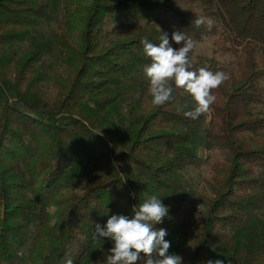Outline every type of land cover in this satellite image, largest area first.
<instances>
[{
  "label": "trees",
  "instance_id": "trees-1",
  "mask_svg": "<svg viewBox=\"0 0 264 264\" xmlns=\"http://www.w3.org/2000/svg\"><path fill=\"white\" fill-rule=\"evenodd\" d=\"M79 1L0 0V264H103L113 242L94 240L95 224L132 218L152 195L169 207L155 228L183 264H264V0ZM175 30L196 44L216 35L235 58L189 53L190 70L229 77L196 120L175 85L153 106L142 74L141 40L158 44L162 31L179 48ZM203 131L220 171L202 193L174 197L200 164L191 142Z\"/></svg>",
  "mask_w": 264,
  "mask_h": 264
},
{
  "label": "clouds",
  "instance_id": "clouds-1",
  "mask_svg": "<svg viewBox=\"0 0 264 264\" xmlns=\"http://www.w3.org/2000/svg\"><path fill=\"white\" fill-rule=\"evenodd\" d=\"M197 28L205 26L209 31L215 24L211 17L198 16L193 21ZM159 43H152L147 38L141 40L144 54L150 63L143 68L148 81V91L152 97L153 106H163L172 99L176 88L183 89L192 99L191 110L185 111L186 118L198 119L210 111L216 101L213 90L218 88L229 77L223 71H210L201 67L192 71L189 53L196 47V41L186 33L175 30L171 40L179 48H174L167 33L160 31ZM185 108L189 105L185 103ZM84 181L76 191H82ZM198 211L203 205H198ZM132 218L124 215H111L105 225L95 224L94 240H109L113 242L107 251L103 264H136L143 253L147 258L144 264H183L180 255L169 253L170 242L165 239L166 229H156L168 217L169 207L162 203L161 198L152 195L132 209ZM155 256V259L153 258ZM66 264H73L71 259ZM207 264H224L223 260L209 259Z\"/></svg>",
  "mask_w": 264,
  "mask_h": 264
},
{
  "label": "rangeland",
  "instance_id": "rangeland-1",
  "mask_svg": "<svg viewBox=\"0 0 264 264\" xmlns=\"http://www.w3.org/2000/svg\"><path fill=\"white\" fill-rule=\"evenodd\" d=\"M82 5H86L88 0H80ZM50 23V21L45 22ZM43 32H47V29ZM216 35H210L204 37L202 41L196 44L194 54L202 55L203 57L212 58L216 62L230 66L235 62V58L232 54H222L216 47ZM232 63V64H231ZM144 75V72H142ZM145 77V76H144ZM209 117L206 118L203 128L204 130H211L208 125ZM205 131L200 132L199 135L192 139L191 150L193 154L199 158L200 164L197 167L185 168L181 175L175 180V189L171 191L174 197H177L181 192L185 193L189 198L193 194L202 193L207 189V181L212 174L219 173V162L221 156L215 150H207L205 147ZM53 223V221H52ZM193 245V242H191ZM191 252L189 250L188 254ZM15 264H24L22 261H17Z\"/></svg>",
  "mask_w": 264,
  "mask_h": 264
}]
</instances>
